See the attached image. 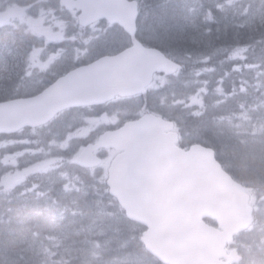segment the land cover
<instances>
[{
    "label": "trees",
    "instance_id": "obj_1",
    "mask_svg": "<svg viewBox=\"0 0 264 264\" xmlns=\"http://www.w3.org/2000/svg\"><path fill=\"white\" fill-rule=\"evenodd\" d=\"M176 10L177 8L167 9L164 12L160 11L158 12V15L161 16L162 20L157 22L155 25L157 28H161L163 33L171 29V21L173 16H176ZM168 20V22H167ZM162 34V33H161ZM178 34L176 31L173 33L172 37L178 38ZM222 39L224 41H228L230 39V36L228 34H223ZM264 55V52H263ZM253 99L260 101L261 96L253 95ZM223 112V109L219 107V100L217 99L214 103L211 104L210 102V115L208 117L209 122H213L215 118ZM205 126H209V124H205ZM250 138V137H249ZM249 138L246 139V141H249ZM215 140L220 143L224 148V152L229 155L230 157L233 156V163L240 165V163H243V165L253 168L254 170L260 171L261 174H264V138L261 140H256L252 142L251 144V153L247 150L240 148L237 144H235L233 141L225 138H219ZM253 157V158H252ZM32 207L35 209L33 212V215L38 211L39 214L35 216H32V213L30 212H23L20 214L19 218H17L16 221L13 222L15 226H11L9 229L4 231L2 230V236H1V253H0V260H2V263L5 264L8 260V258L11 255L18 254V245H16L19 242L20 238H23L25 235V231L28 229L27 226H32L34 223H41L44 222V218L41 216L42 213V206H39L38 204H32ZM19 220L22 222L20 223ZM26 223V224H25ZM27 225V226H26ZM26 226V228H25ZM113 226H119V223L116 222H108L106 224V227L112 228ZM116 239L118 240L119 244H125L129 241L128 237L121 238L120 236H116ZM16 242V243H15Z\"/></svg>",
    "mask_w": 264,
    "mask_h": 264
},
{
    "label": "rangeland",
    "instance_id": "obj_2",
    "mask_svg": "<svg viewBox=\"0 0 264 264\" xmlns=\"http://www.w3.org/2000/svg\"><path fill=\"white\" fill-rule=\"evenodd\" d=\"M182 15L184 16V14H182ZM160 20H162V18L159 19L158 22H159ZM167 22H168V21H167ZM173 22H174V21H171V23H170L171 26H172L171 29L168 30V31H166L165 33H163V31H161L162 29L159 28V35H160V37H163V38H170V37H171L172 32H173V29L176 28V27L178 26L177 23H173ZM152 27H153V29L156 31V26L152 25ZM153 29L150 28V30L154 32ZM178 29H179V28H178ZM154 33H155V32H154ZM161 33H162V34H161ZM220 57H221L220 55L217 56V58H220ZM218 62H224V61H222V60H218ZM221 66H222V65H221ZM14 85H15V83H13L12 86L6 90V92L11 91V90H12V91H15L17 88H16V87H13ZM219 132H220V130H219ZM49 149L52 150V152L50 153V156H52V158H53L52 162H53L54 166H57V165L59 164V162H60V158L57 157V156L54 154L56 148H49ZM226 157H227V156H226ZM231 157L233 158V156H231ZM60 174H61L62 176H64V177L68 178V181L66 182L67 184L65 185V187L67 186L68 188L72 189V185H73V183H74V182H73V176H72V174L67 170V167H66L65 169H63L62 171H60ZM33 209H35V208H34V207H31V209L29 210L30 213H32V216H35V214L38 215L39 212H38V211L36 212V210H35V214L33 215V212H34ZM46 220H47V221H50V220H52V218L49 217V216H46ZM19 222L21 223L22 221L19 220ZM64 230H65V229L62 227V228H61V233H62V234H63V231H64ZM63 235H64V234H63ZM19 242H20V241H19ZM15 243H16V242H15ZM19 258L22 259L23 257L20 255ZM31 261H32V260H31ZM0 264H3V263H0Z\"/></svg>",
    "mask_w": 264,
    "mask_h": 264
},
{
    "label": "bare ground",
    "instance_id": "obj_3",
    "mask_svg": "<svg viewBox=\"0 0 264 264\" xmlns=\"http://www.w3.org/2000/svg\"><path fill=\"white\" fill-rule=\"evenodd\" d=\"M216 100H217V98L212 97L211 100H210L211 104L214 103ZM20 239H22V238H20ZM20 239H19V240H20ZM16 245L19 246V242H18ZM0 263H2V260H0Z\"/></svg>",
    "mask_w": 264,
    "mask_h": 264
}]
</instances>
